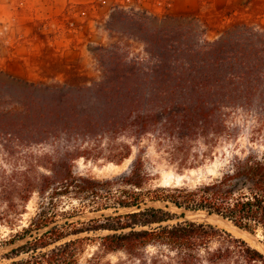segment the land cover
Returning a JSON list of instances; mask_svg holds the SVG:
<instances>
[{
    "label": "trees",
    "instance_id": "trees-1",
    "mask_svg": "<svg viewBox=\"0 0 264 264\" xmlns=\"http://www.w3.org/2000/svg\"><path fill=\"white\" fill-rule=\"evenodd\" d=\"M113 14L140 29L157 19L144 10ZM171 35L165 28L150 41L142 38L151 53L144 61L128 58L117 43L95 47L98 77L91 81L72 72L63 82L6 83L11 93L9 109L0 104V147L10 170L0 174V226L8 234L0 247L21 243L0 255V264H77L89 242L140 264L147 248L155 251L152 264H264V253L245 239L209 223L179 220L167 209L217 215L258 234L264 246V149L247 146L224 156L216 176L192 186L153 184L138 148L128 170L112 177L73 169L76 158L104 152L120 164L151 135L167 146L169 162L178 161L181 172L197 167L186 164L199 155L191 154L193 143L237 139L227 125L230 109L264 115V26L235 23L199 45ZM254 99L261 104H251ZM258 140L264 143L260 132L247 136V142ZM32 196L34 211L23 225ZM98 232L104 233L89 236Z\"/></svg>",
    "mask_w": 264,
    "mask_h": 264
},
{
    "label": "rangeland",
    "instance_id": "rangeland-1",
    "mask_svg": "<svg viewBox=\"0 0 264 264\" xmlns=\"http://www.w3.org/2000/svg\"><path fill=\"white\" fill-rule=\"evenodd\" d=\"M248 1L251 4L249 8H253L236 13L231 12V9L222 12L177 13L173 0H0V104L5 105L4 110L9 109L8 94L11 93V88L6 83L13 78L32 82H63L70 73L75 72L88 81L96 79L98 71L92 50L99 45L117 43L125 47L128 58L144 61L150 59L151 53L146 49L149 46L142 38L150 41L158 30L162 33L165 28L173 30L171 37L178 36L184 42L190 41L197 45L205 40L219 38L235 23L250 26L254 30L260 29L264 26V7L261 6L264 1L246 0V4ZM117 9L144 10L157 19L140 29L129 21L116 18L113 13ZM168 16L173 17V20L165 22L164 19ZM2 80L4 83H1ZM251 104L261 103L254 99ZM227 125L238 132L237 139H220L211 144L199 141L191 145V154L196 152L199 155L196 160L189 156L186 164H194L197 166L195 168H182L178 172L179 163L169 162L167 146L158 144L157 139L147 135L133 146L132 155L120 164L109 161L108 153L104 152L96 158H76L72 161L73 169L76 173L97 178L112 177L128 170L138 148L142 150L145 164L154 178L153 184L192 186L216 176L224 156L247 146L264 149V143L260 140L247 142V136L251 132L264 135V115L258 116L252 111L235 107L227 112ZM118 140L125 139L120 137ZM205 152L211 157L203 158L201 153ZM9 170L7 156L0 147V174L3 171L6 175ZM35 201V196H32L26 207L27 212L22 215L23 225L32 215ZM167 209L178 214L179 220L209 223L187 218L184 213L187 210H179L172 205H168ZM124 211L126 210H119ZM109 213V210L85 212L71 220H87ZM103 233H91L89 236ZM7 234L8 231L0 226V238ZM250 235L260 242L258 234ZM246 241L254 247L253 241ZM13 246L0 247V255ZM154 252L152 248H147L142 259L145 260L144 264L153 263L150 256ZM159 258L167 261L162 255ZM117 263L140 264L122 253H102L91 242L84 246L77 260V264ZM199 264L205 263L200 261Z\"/></svg>",
    "mask_w": 264,
    "mask_h": 264
},
{
    "label": "crops",
    "instance_id": "crops-1",
    "mask_svg": "<svg viewBox=\"0 0 264 264\" xmlns=\"http://www.w3.org/2000/svg\"><path fill=\"white\" fill-rule=\"evenodd\" d=\"M264 1V0H263ZM246 0H173V7L177 13L218 12L231 9V12L253 8ZM264 7V3L261 5Z\"/></svg>",
    "mask_w": 264,
    "mask_h": 264
},
{
    "label": "bare ground",
    "instance_id": "bare-ground-1",
    "mask_svg": "<svg viewBox=\"0 0 264 264\" xmlns=\"http://www.w3.org/2000/svg\"><path fill=\"white\" fill-rule=\"evenodd\" d=\"M156 205V203H153ZM180 210V209H179ZM183 211V210H182ZM189 219L197 220V221H207L209 223H212L214 225H217L221 228L226 229L227 231L231 232L233 235L243 238L245 240H249L254 242V247L257 248L259 251L264 253L263 245L255 238V236H252L248 234L247 232H243L241 230H238L234 226H232L228 221L222 220L220 217L216 215H208L205 212L202 211H196V212H184ZM253 245V244H252Z\"/></svg>",
    "mask_w": 264,
    "mask_h": 264
},
{
    "label": "water",
    "instance_id": "water-1",
    "mask_svg": "<svg viewBox=\"0 0 264 264\" xmlns=\"http://www.w3.org/2000/svg\"><path fill=\"white\" fill-rule=\"evenodd\" d=\"M221 218V217H220ZM222 220H225V219H223V218H221ZM229 222V221H228ZM230 223V222H229ZM232 226H234L235 228H237L238 230H241V231H243V232H246V231H244V230H242V229H240V228H238V227H236L235 225H233L232 223H230ZM248 233V232H247ZM248 234H250V233H248ZM261 243V242H260ZM262 244V243H261ZM263 245V244H262ZM263 249H264V246H263Z\"/></svg>",
    "mask_w": 264,
    "mask_h": 264
}]
</instances>
